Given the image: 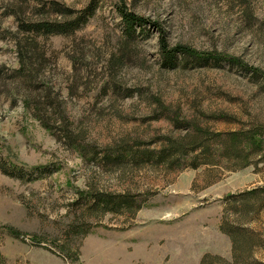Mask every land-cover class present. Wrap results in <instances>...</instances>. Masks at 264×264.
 <instances>
[{
	"label": "rangeland",
	"instance_id": "obj_1",
	"mask_svg": "<svg viewBox=\"0 0 264 264\" xmlns=\"http://www.w3.org/2000/svg\"><path fill=\"white\" fill-rule=\"evenodd\" d=\"M51 6L86 22L37 34L21 72L14 12L67 21ZM120 7L148 21L130 38ZM162 38L227 62H165ZM252 126L264 137V0H0V264H264V157L138 155ZM124 148L136 159L105 161Z\"/></svg>",
	"mask_w": 264,
	"mask_h": 264
},
{
	"label": "trees",
	"instance_id": "obj_2",
	"mask_svg": "<svg viewBox=\"0 0 264 264\" xmlns=\"http://www.w3.org/2000/svg\"><path fill=\"white\" fill-rule=\"evenodd\" d=\"M56 3H52V6L55 5ZM50 7L51 10H54L56 13V16L59 17V15L65 19V17H69L73 14L70 8H62L60 9L59 7ZM53 8V9H52ZM42 14L45 12L44 9H42ZM17 16V19L19 20V28L27 34V36L24 38L23 43H19V49L21 48V53L22 56L20 57V65H21V72H23V68L27 66V63H30L31 61L30 56H34V59H37L36 64H41L42 63V56L43 54L40 53V46L37 43L36 36L39 33H43L48 35L47 33H51L53 31L57 33H72L75 30H78L80 27H82L85 24V16L83 14H80L77 19L74 17H70V21L67 19V21H64V23L57 22L55 25L50 23V21L47 18H44L42 15V18L40 17L39 20L37 21H25L20 19L19 15L14 12ZM24 14V13H22ZM118 14L121 18V21L124 25L125 32L129 36H131V32L134 31L135 27H142L148 23L147 20L144 18L138 16L136 13L133 11L127 9L126 7H120L118 9ZM69 15V16H68ZM23 44V45H22ZM35 51V52H34ZM34 52V53H33ZM160 53L163 56V59L165 62H172L175 61L178 55L184 56L186 58H190L191 60H203V61H215V62H220V61H226L224 59H221L220 57L216 56H211V55H197L193 53L192 51L188 49H184L181 46H176L174 48H170L168 44L163 40V38L160 41ZM28 55L29 57L27 58ZM38 57V58H37ZM228 63H232L230 60ZM33 65V63H31ZM259 126H252L251 128L247 129L246 131H239V132H233V133H227L224 137V140L220 139V135L215 134L212 135L213 137L217 138V148L215 150H211V145L210 139L211 138H204L202 139V133L197 132L194 133V135L189 139L187 143L183 142H176L174 145L170 144L173 143L170 141V145L167 146V148L162 149L159 153H154L153 151H138V155L144 159L147 160H152V159H164L165 161H171L172 163L175 162V160H178L176 158L180 157L181 155H185L188 152H196L198 150V147L202 148L200 151V155H195L192 157L190 161V165L193 168H197L200 165V157L205 158V161L208 160L206 158H209V160L215 159V154L220 152V150L227 152V156H229V152L238 153L240 155V158L243 163V167L248 164V157L252 155H260L261 158L264 157V137H262L263 133L258 129ZM202 140H206V143ZM222 140V141H221ZM132 150V148H129ZM127 148L121 149L116 153L117 158L113 159L111 157L112 150H105V153H103V157L106 162H123V160H126L127 158L131 159H136L134 158V154L132 155L130 151V155H126L127 151L129 150ZM137 156V158H139ZM136 157V156H135ZM207 162V161H206ZM115 203L114 209L118 210V207L122 204H125L128 202V199L123 198V201L120 200H115L112 199L111 197L108 196H103L101 198V202H104L105 204L108 202ZM231 234V233H230ZM232 241L233 238H232ZM235 245V242H234ZM209 259L213 260H220L218 256H211V255H205L201 258L200 264H213L212 262L207 263Z\"/></svg>",
	"mask_w": 264,
	"mask_h": 264
}]
</instances>
